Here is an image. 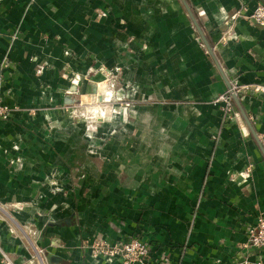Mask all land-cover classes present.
<instances>
[{"label": "crops", "instance_id": "1", "mask_svg": "<svg viewBox=\"0 0 264 264\" xmlns=\"http://www.w3.org/2000/svg\"><path fill=\"white\" fill-rule=\"evenodd\" d=\"M185 2L214 58L181 0H0V204L19 221L18 234L0 215V264H41L39 250L55 257L43 264H125L91 246L131 237L149 246L136 264H264L249 244L264 217V92L236 95L245 116L216 101L264 86V30L248 17L264 0ZM92 55L127 130L112 126L109 161L96 146L101 159L77 165L73 140L84 156L93 135L60 107L82 87L65 78L72 59L82 73Z\"/></svg>", "mask_w": 264, "mask_h": 264}, {"label": "rangeland", "instance_id": "2", "mask_svg": "<svg viewBox=\"0 0 264 264\" xmlns=\"http://www.w3.org/2000/svg\"><path fill=\"white\" fill-rule=\"evenodd\" d=\"M79 66L80 64L78 62V56H74V58L72 59V67L70 68V72L65 76V78H67L71 83L76 80V85L82 84V87L78 90L77 93L73 94L76 99L75 102H73L71 105H65L60 108L62 109L61 113L73 116L71 132L78 133L80 130L83 129L85 132L92 134L93 138H88L87 143L84 147L86 151V154L84 156H80V150H78V148L82 146L83 141H80V139L73 140V144H77V146H73L77 148L75 149V154L72 155V159H74V161L72 162L79 165L86 161H99L98 159H96H101L100 157H96L97 155L95 153L98 151L96 146L103 147L105 149L106 153L104 157L109 161L107 156L111 154L110 150L108 149H110L111 147L112 139L110 138V133L113 131L112 126L114 125V131L116 132H118V130H122L123 132L127 130V123L113 124L112 116L113 114H115L116 105H118L116 103L118 101L117 92L115 89L116 80H114L113 78L111 68L107 65V68L104 67L103 69H98L96 67V60L93 55L91 56L90 60H88V63L84 64V72H78L77 68L75 67ZM85 82L87 84L86 86ZM120 98V101H122V104H120V114L121 116L125 117L128 115V108L130 107V104L124 103L125 100H127V91L121 92ZM60 108L58 107V110ZM63 108H65L64 111ZM105 124L110 126V131H108L109 138L104 140L102 144H98L94 137L95 133L97 132V130L101 129L102 126L104 127ZM76 137H78V134L76 135ZM104 157H102V162L106 161ZM16 161H19V159H16ZM0 215H2L6 219V222L9 223L11 227H14V225L17 226L19 221L16 220L12 213L5 209L1 204ZM15 231L19 234V230L17 228H15ZM3 255L4 254H2V256ZM44 256V251H39V260L41 264H43V260L45 259ZM4 259L10 262L8 254L6 255V257H4Z\"/></svg>", "mask_w": 264, "mask_h": 264}, {"label": "built area", "instance_id": "3", "mask_svg": "<svg viewBox=\"0 0 264 264\" xmlns=\"http://www.w3.org/2000/svg\"><path fill=\"white\" fill-rule=\"evenodd\" d=\"M253 22L264 30V6L257 5L248 16ZM249 90L264 92L262 85H231L228 90L220 94L216 101L222 104L225 116H238L233 103V95L245 94ZM8 107L0 103V116L6 115ZM261 144L264 146V134L259 136ZM249 244L256 248L264 247V217H259L255 230L249 234ZM94 256L120 257L125 264H136L143 261L149 255V246L140 238L131 237L126 241L108 244L104 240H96L91 246ZM41 251V250H39ZM38 251V253H39ZM6 257V256H5ZM4 264H11L5 259ZM257 264H259L257 262Z\"/></svg>", "mask_w": 264, "mask_h": 264}, {"label": "water", "instance_id": "4", "mask_svg": "<svg viewBox=\"0 0 264 264\" xmlns=\"http://www.w3.org/2000/svg\"><path fill=\"white\" fill-rule=\"evenodd\" d=\"M181 1H182V3L184 4V6H185V8H186V10H187V12H188V15L190 16V18H191V20H192V22H193V24H194V26H195V28H196L198 34L200 35V37H201V39H202V41H203V43H204V45H205V47H206V49H207V52H208V53L214 58L212 48H211V46L209 45V43L207 42L206 38L204 37V35H203V33H202V31H201V29H200V27H199V25H198V23H197L195 17H194V15H193V13H192L191 10L189 9V7H188V5L186 4L185 0H181ZM233 98H234L236 104L239 106L241 113L243 114V116H245L244 113H243V111H242V108H241L240 105H239L238 98H237V96H236L235 94L233 95ZM245 119H246V117H245ZM253 133H254V132H253ZM254 135H255V137H256V134H255V133H254ZM258 140H259V138H258ZM258 142H259V145L261 146V148H262V150H263V152H264V147H263V145L261 144L260 140H259ZM44 254H45V258H46L47 260H51V259L53 260V259H55L54 256H52L51 254H49V253H47V252H44Z\"/></svg>", "mask_w": 264, "mask_h": 264}]
</instances>
